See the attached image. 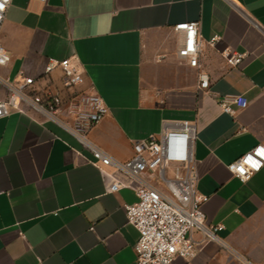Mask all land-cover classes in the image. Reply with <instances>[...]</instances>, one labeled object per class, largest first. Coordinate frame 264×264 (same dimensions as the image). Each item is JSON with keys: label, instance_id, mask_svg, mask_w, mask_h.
<instances>
[{"label": "crops", "instance_id": "obj_1", "mask_svg": "<svg viewBox=\"0 0 264 264\" xmlns=\"http://www.w3.org/2000/svg\"><path fill=\"white\" fill-rule=\"evenodd\" d=\"M186 21L199 23V67L178 55L174 26ZM0 39L11 55L0 74L12 81L71 59L109 107L87 136L119 160L164 121H194L197 189L218 229L172 264H264V163L245 182L229 167L264 147V0H12ZM225 50L244 57L230 65ZM50 75L60 87L61 68ZM227 95L248 103L227 113ZM115 178L128 182L56 121L31 110L0 118V264H135L139 231L125 205L138 196L110 191Z\"/></svg>", "mask_w": 264, "mask_h": 264}, {"label": "built area", "instance_id": "obj_2", "mask_svg": "<svg viewBox=\"0 0 264 264\" xmlns=\"http://www.w3.org/2000/svg\"><path fill=\"white\" fill-rule=\"evenodd\" d=\"M11 1L0 0V29ZM174 30L183 35L179 57L187 59L191 66L199 67V47L203 40L199 23L180 22ZM218 38L215 35L210 43L214 44ZM223 54L230 65H237L244 57L242 53L229 50ZM10 60L11 55L0 39V66L7 65ZM58 66L62 70L60 87L53 84L50 75ZM199 77V87L209 88L207 72L200 71ZM247 103L242 95H227L220 100L227 113L235 112L232 104L246 106ZM27 110L62 125L91 150L97 161L128 178V182L115 178L109 190L130 187L138 196L135 203L125 205L128 223L139 231L135 264H172L177 258L192 259L208 240L216 238L218 226L206 224L207 216L203 209L208 196L197 189V126L194 121H164L159 133L133 143L131 158L124 161L115 158L87 136L108 114L109 107L94 86L86 85L83 72L70 58L51 59L42 77L31 76L21 70L17 80L12 81L0 74V118L11 111ZM263 163L264 147L258 145L229 167L245 182ZM196 231L202 233L201 239L195 237ZM237 256L243 263L252 264Z\"/></svg>", "mask_w": 264, "mask_h": 264}]
</instances>
